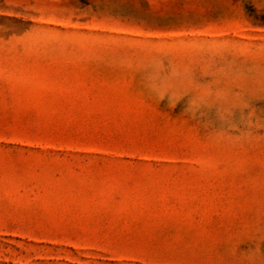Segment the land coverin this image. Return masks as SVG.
I'll use <instances>...</instances> for the list:
<instances>
[{
	"label": "rangeland",
	"instance_id": "rangeland-1",
	"mask_svg": "<svg viewBox=\"0 0 264 264\" xmlns=\"http://www.w3.org/2000/svg\"><path fill=\"white\" fill-rule=\"evenodd\" d=\"M0 264H264V0H0Z\"/></svg>",
	"mask_w": 264,
	"mask_h": 264
}]
</instances>
